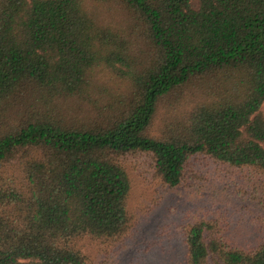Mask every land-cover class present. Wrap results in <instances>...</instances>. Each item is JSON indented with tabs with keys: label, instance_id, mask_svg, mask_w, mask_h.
<instances>
[{
	"label": "trees",
	"instance_id": "trees-1",
	"mask_svg": "<svg viewBox=\"0 0 264 264\" xmlns=\"http://www.w3.org/2000/svg\"><path fill=\"white\" fill-rule=\"evenodd\" d=\"M205 175L184 264H264V0H0V264H113Z\"/></svg>",
	"mask_w": 264,
	"mask_h": 264
},
{
	"label": "rangeland",
	"instance_id": "rangeland-1",
	"mask_svg": "<svg viewBox=\"0 0 264 264\" xmlns=\"http://www.w3.org/2000/svg\"><path fill=\"white\" fill-rule=\"evenodd\" d=\"M205 177L196 184L167 189L155 180L141 189L150 195L148 197H156L152 211L137 225L135 237L113 264H184L186 249L179 234V224L211 207L210 196L214 191L224 192L220 184L214 186V180ZM151 201L147 199L148 204ZM231 218L235 225L240 221L237 213Z\"/></svg>",
	"mask_w": 264,
	"mask_h": 264
}]
</instances>
